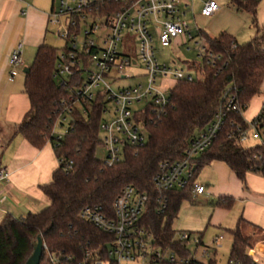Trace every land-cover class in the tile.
Returning <instances> with one entry per match:
<instances>
[{
  "label": "trees",
  "instance_id": "obj_1",
  "mask_svg": "<svg viewBox=\"0 0 264 264\" xmlns=\"http://www.w3.org/2000/svg\"><path fill=\"white\" fill-rule=\"evenodd\" d=\"M260 1L230 2L239 10L250 12L256 25ZM198 35L217 58L208 63L204 57L203 63L196 66L202 78L181 79L170 90L171 101L164 110L148 108L145 111L141 120L147 130L146 142L137 147H125L123 159L111 166L95 154L100 143L103 97L87 104L86 114L78 107L75 109L64 137L57 139L52 133L62 111L61 99L70 93L71 86L60 85L55 76L61 50L48 44L38 47L30 70L25 74V92L31 108L16 126L15 133L23 135L37 149L50 143L58 160L63 158L64 163H59L51 182L40 186L49 199L47 206L26 217L8 213L0 222V264H26L39 237L46 246L40 264H52L50 253H64L80 259L87 248H97L112 237L84 221L80 211L85 206L100 204L112 212L115 198L126 185L148 194L140 223L153 233L158 246L174 248L178 242L173 221L181 203L193 199L192 186L201 168L219 160L243 182L249 172L264 176V130L262 140L253 145L239 139L241 131L249 127L244 113L251 100L261 93L264 80V25L245 43H239L227 32L214 36L201 30ZM229 94L236 96L241 112H227L224 125L212 144L191 159L194 168L189 185L182 189H158L153 176L159 163L184 159L190 139L214 120ZM255 120H261L260 127H264V112ZM70 161L71 167L67 168ZM159 197L166 198L163 211H160ZM233 201L231 197H221L218 203L231 207ZM229 231L233 242L228 263L259 264L251 254L252 237L244 234L240 224ZM208 264H217V261L211 259Z\"/></svg>",
  "mask_w": 264,
  "mask_h": 264
},
{
  "label": "built area",
  "instance_id": "obj_2",
  "mask_svg": "<svg viewBox=\"0 0 264 264\" xmlns=\"http://www.w3.org/2000/svg\"><path fill=\"white\" fill-rule=\"evenodd\" d=\"M190 9H193V0H56L49 22L66 27L59 32L67 42L60 51L55 76L60 85L71 86L70 93L61 99L62 111L53 127L52 133L57 139L69 131L70 122L64 134L58 133L56 128L72 118L78 106L86 114L85 106L103 97L105 105L100 131L105 133V163L111 166L121 161L127 146L143 145L147 140V130L141 120L145 111L148 108L164 110L171 101L170 90L181 79H194L190 73L185 74L183 70L161 62L156 54L158 47L169 48L179 37H184L187 43L201 31L185 18ZM220 9L221 5L216 0H206L201 14L211 17ZM62 17H65L64 22ZM80 35L83 37L78 40ZM204 49L207 62L213 63L216 55L208 45ZM22 52L23 42H18L9 58L12 66L10 80L16 77L17 67L23 63ZM138 65H142L144 73L132 75L130 70ZM137 76L145 77L146 82L114 89V84L120 79ZM159 80L161 83L158 84ZM166 80L176 83L166 84ZM108 102L113 104V119L105 121L104 115L110 111ZM142 103H145L144 107L139 106ZM231 110L241 112L236 96L229 94L214 120L190 139L184 159L159 163L153 176L158 189H182L189 185L194 168L191 159L212 144L224 125L225 115ZM261 120H246L249 127L241 131V142L262 140L264 127H260ZM59 163H64V159H59ZM71 163L67 168L71 167ZM8 177L7 171L0 169V181H7ZM192 190L194 197H198L205 193L206 188L195 181ZM147 201L148 194L133 185H126L115 198L112 212L100 204L85 206L80 211V217L112 237L101 242L97 248H87L78 260L73 255L50 253L51 263L124 264L142 260L144 264H208L214 259L209 255L212 247L204 244L203 234L180 231L176 233L178 243L174 248L158 246L153 233L140 223ZM158 202L160 211H163L166 198L159 197ZM223 238V235L215 236L213 242L220 246L218 243ZM192 242L196 245L194 251L189 248ZM43 247L46 248L45 245ZM255 261L259 263L258 258Z\"/></svg>",
  "mask_w": 264,
  "mask_h": 264
},
{
  "label": "crops",
  "instance_id": "obj_3",
  "mask_svg": "<svg viewBox=\"0 0 264 264\" xmlns=\"http://www.w3.org/2000/svg\"><path fill=\"white\" fill-rule=\"evenodd\" d=\"M31 1L0 0V169H5L9 175L7 181H0V222L16 209H21V217H26L47 206L49 199L40 186L52 181L53 173L59 166L50 143L37 149L23 135L15 133L16 126L29 112L31 103L25 92V76L21 79L18 76L13 80L9 78L12 69L9 58L18 42H23L22 60L25 61L32 58L40 45L46 44L49 14L55 7L52 5L47 9ZM228 33L234 35L233 32ZM170 83L174 85L176 82ZM263 105L264 80L261 93L251 100L245 112H249L253 120L262 111ZM255 143L253 141L250 145ZM216 164L226 174L227 197L234 199L227 210L235 209L233 220L237 221L236 226L240 224L244 234L252 237L251 253L258 259L261 256L264 262V176L249 172L243 182L225 162L227 167ZM12 200L14 204L11 205L9 201ZM259 262L262 263L260 259Z\"/></svg>",
  "mask_w": 264,
  "mask_h": 264
},
{
  "label": "rangeland",
  "instance_id": "obj_4",
  "mask_svg": "<svg viewBox=\"0 0 264 264\" xmlns=\"http://www.w3.org/2000/svg\"><path fill=\"white\" fill-rule=\"evenodd\" d=\"M201 1L206 0H193V9L188 10L185 18L189 21L191 26H198L202 31L207 32L210 35L216 36L223 32H233L239 43H245L256 36L258 27L264 25V0H261L257 7L256 25L253 21V15L246 10H239L230 2L231 0H216L221 5L222 11L211 17L202 16ZM31 2L37 6L46 7L47 9H50L52 5H56V0H32ZM64 20L65 17H62V22H64ZM59 29L64 31L66 27H60L59 24L50 22L46 36V44L62 50L65 48L67 40L62 33L59 32ZM82 37V35L78 36V40ZM185 40L184 37H179L173 41V44L169 48L158 47L156 51L157 57L161 62H165L171 67L183 70L185 74L190 73L194 78H202L203 75L199 73L196 66H199L204 61V56L206 54L204 47L207 46V43L198 34L187 43L184 42ZM35 54L36 50L30 60L25 61L23 59V63L17 67L18 74L16 77L18 76L20 79L24 78L25 73L23 70L33 63ZM130 71L132 75H140L144 73V68L142 65H138L134 66ZM145 82L146 78L142 76L120 79L114 84V89L117 90L119 87L134 86ZM159 83H161V80L158 81V84ZM168 83H170V81L166 80V84ZM112 106V103H107V107L110 111L104 115L105 121L113 119ZM139 106L144 107L145 103L139 104ZM78 108L82 111L80 106H78ZM249 115V112L244 113V117L247 121H251ZM70 120L71 117L64 122L62 127L58 126L56 131L64 134L69 126ZM104 136V131H100V143L95 151L96 157L101 161H104L107 156L106 149L103 145ZM251 142L253 141H248V144ZM216 163H221L224 167H227L224 162L215 160L198 171L196 180L199 183L204 184L206 191L200 197H193V199H187L181 203L178 216L174 219L172 227L177 232L189 231L192 232L193 235L203 234L202 237L204 244L212 247L209 252L210 257L214 258L217 261V264H229L228 262L233 242V237L229 230L235 228L237 221L233 220V214L235 212L234 208L227 210V205L223 206L218 203L221 197H227V177L225 176L226 174L216 166ZM9 203L11 205L14 204L13 200L9 201ZM22 213L23 211H21V209H16L12 214L16 217H21ZM218 235L224 236V238L218 243L220 246L215 245L213 242V237ZM215 247L217 249L214 250L213 248ZM189 248L194 251L196 248L195 243L192 242L189 245ZM201 249L202 246L200 247V250ZM251 254L253 255V252ZM209 255L206 257L209 258ZM259 259L262 261V263L259 262V264H264L261 256ZM124 264L144 263L142 260H139L134 263Z\"/></svg>",
  "mask_w": 264,
  "mask_h": 264
},
{
  "label": "water",
  "instance_id": "obj_5",
  "mask_svg": "<svg viewBox=\"0 0 264 264\" xmlns=\"http://www.w3.org/2000/svg\"><path fill=\"white\" fill-rule=\"evenodd\" d=\"M29 67L24 68L23 72L26 74L29 72ZM43 252V241L42 238L39 237L37 244L35 245L34 252L31 257L28 259L26 264H40L41 256Z\"/></svg>",
  "mask_w": 264,
  "mask_h": 264
}]
</instances>
